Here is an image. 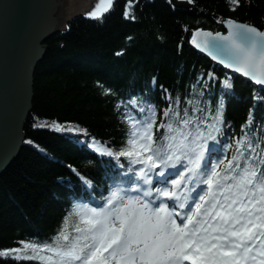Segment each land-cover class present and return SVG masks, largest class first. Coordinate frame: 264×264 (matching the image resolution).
<instances>
[{"label":"snow or ice","instance_id":"snow-or-ice-1","mask_svg":"<svg viewBox=\"0 0 264 264\" xmlns=\"http://www.w3.org/2000/svg\"><path fill=\"white\" fill-rule=\"evenodd\" d=\"M132 2L125 6V19ZM168 3L177 7L174 0ZM228 3L235 11L241 0ZM101 5L111 6L113 0H99L86 16L100 17ZM217 22L227 31L197 27L189 42L264 92V30L232 18ZM156 79L115 100L114 111L129 124L120 147L85 139L111 166L114 178L106 170L98 186L71 168L86 193L73 197L64 218H78L75 235L61 227L50 242L20 241L23 249L2 250L0 257L11 253L16 261L42 264H264V133L254 131L253 110L240 132L229 135L223 94L218 100L212 95L217 83L233 89L229 78L220 80L212 71L206 78L198 75L182 114L179 98L174 102L163 85L159 100L153 99ZM160 101L164 108L158 122ZM53 126L87 136L83 129Z\"/></svg>","mask_w":264,"mask_h":264},{"label":"trees","instance_id":"trees-1","mask_svg":"<svg viewBox=\"0 0 264 264\" xmlns=\"http://www.w3.org/2000/svg\"><path fill=\"white\" fill-rule=\"evenodd\" d=\"M127 3L128 0H113L111 9L99 19L73 17L65 29L45 42L44 55L33 75L31 109L22 130L23 148L0 175V251L23 249L20 241L50 242L61 227L75 235L73 228L78 218L68 216L66 222L64 218L73 197H86V193L71 168L98 186L106 170L114 178L111 166L102 162L84 141L94 137L102 144L120 147L129 124L114 111L115 100L126 98L130 90L144 89L152 77L157 78L153 99L159 100L163 85L174 102L179 98L181 114L198 75L206 78L212 71L220 80L229 78L233 89H223L217 83L212 90L215 100L223 94L229 135L240 132L250 110L257 136L264 133V100H253V96L264 97V92L225 73L188 45L194 28L223 32L213 16L264 30V0H241L235 11L228 0H194L192 10L173 9L167 0H133L131 15L125 19ZM105 88L118 96L105 92ZM163 108L160 101L158 122ZM53 122L61 129H83L87 136L57 131ZM232 154L233 150L228 149L226 155L230 158ZM69 191L72 194L66 199ZM24 251L32 254L31 250ZM10 257H0V264H42L38 259L16 261Z\"/></svg>","mask_w":264,"mask_h":264},{"label":"water","instance_id":"water-1","mask_svg":"<svg viewBox=\"0 0 264 264\" xmlns=\"http://www.w3.org/2000/svg\"><path fill=\"white\" fill-rule=\"evenodd\" d=\"M98 2L0 0V175L23 148L25 138L22 130L31 109L33 75L45 52L42 42L52 36L55 29H65L68 19L91 11ZM174 3L177 5L175 9H194L185 1L174 0ZM107 6L101 5V12ZM212 19L224 32L227 31L217 22L221 17L213 16ZM189 46L198 56L225 72L260 88L240 73L224 68L190 42Z\"/></svg>","mask_w":264,"mask_h":264},{"label":"bare ground","instance_id":"bare-ground-1","mask_svg":"<svg viewBox=\"0 0 264 264\" xmlns=\"http://www.w3.org/2000/svg\"><path fill=\"white\" fill-rule=\"evenodd\" d=\"M76 16H78V15H76ZM76 16H74V17H76ZM73 18V17H72ZM71 19V18H70ZM69 20V19H68ZM220 26V25H219ZM47 40H45L44 42H42V45L44 46V44H45V42H46ZM44 49H45V46H44ZM251 85V84H250ZM251 87H252V85H251ZM20 152V151H19ZM19 154V153H18ZM18 154L16 155V157H14L13 158V160H11V163L9 164V166L16 160V158L18 157ZM8 166V167H9ZM8 167L2 172V174L8 169ZM88 173V172H87ZM1 174V175H2ZM88 174H90V175H92L90 172L88 173ZM66 194V199H68L70 196H71V194H72V191H69V192H66L65 193ZM65 199V200H66ZM65 200L64 201H61L63 204L61 205V209L63 210L64 208H65V206H66V204L64 203L65 202Z\"/></svg>","mask_w":264,"mask_h":264},{"label":"rangeland","instance_id":"rangeland-1","mask_svg":"<svg viewBox=\"0 0 264 264\" xmlns=\"http://www.w3.org/2000/svg\"><path fill=\"white\" fill-rule=\"evenodd\" d=\"M106 8H107L108 11H109V10L111 9V6L108 5ZM108 11H106V12H108ZM106 12H105V11H102V15L105 14ZM78 15L86 16V13H81V14H78ZM102 15H101V16H102ZM101 16L98 17V19L101 18ZM62 30H63V29H55V32H57V31L59 32V31H62ZM37 65H38V64H37ZM34 72H35V71H34ZM31 102H32V101H31ZM27 117H28V116H27ZM26 119H27V118H26ZM25 121H26V120H25ZM1 251H2V250H1ZM11 255H12V254L10 253L9 256H11Z\"/></svg>","mask_w":264,"mask_h":264}]
</instances>
